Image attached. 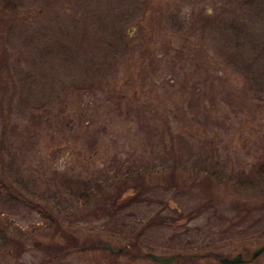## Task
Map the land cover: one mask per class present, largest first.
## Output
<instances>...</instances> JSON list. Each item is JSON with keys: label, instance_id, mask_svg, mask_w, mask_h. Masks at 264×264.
I'll return each instance as SVG.
<instances>
[{"label": "rangeland", "instance_id": "1", "mask_svg": "<svg viewBox=\"0 0 264 264\" xmlns=\"http://www.w3.org/2000/svg\"><path fill=\"white\" fill-rule=\"evenodd\" d=\"M0 184V264L249 258L264 0H0Z\"/></svg>", "mask_w": 264, "mask_h": 264}, {"label": "water", "instance_id": "2", "mask_svg": "<svg viewBox=\"0 0 264 264\" xmlns=\"http://www.w3.org/2000/svg\"><path fill=\"white\" fill-rule=\"evenodd\" d=\"M120 250L121 249H119V251ZM263 251H264V244H262L261 246L255 248L252 251V254H251L250 259H244V258H242V254L239 252V253H236L235 255H233L232 257H221L220 258V262L221 263H224V264L246 263V262H249V261L255 259L256 256H258ZM149 256L152 259L157 260L159 262L168 263V262L173 261L176 258L177 254L164 255L162 257H158V256L154 255L153 253H150Z\"/></svg>", "mask_w": 264, "mask_h": 264}, {"label": "trees", "instance_id": "3", "mask_svg": "<svg viewBox=\"0 0 264 264\" xmlns=\"http://www.w3.org/2000/svg\"><path fill=\"white\" fill-rule=\"evenodd\" d=\"M142 176H143V175H141V174L135 173V174H132L131 177H134V178H140V177H142ZM129 178H130V177H129ZM129 178H128V181H129ZM106 184H107V183H104V184L99 183V184L97 185L96 183H94V184H91V185H90L88 182H86V181H82L79 185L82 186V189H85V190H86V191H85V190H82V191H81L83 197H85L86 195H87V196L94 195V196H97L96 198H98L99 196H100V198H101V196H102L103 198H105L106 195H109L108 192H107L106 187H104ZM4 185H5V184H4ZM4 185H3V184H0V188L4 187ZM103 187H104V188H103ZM120 187H121V185H120ZM126 188H127V187H126ZM126 188H125V189H126ZM125 189H121V190L119 191L118 194H122V193L124 192ZM98 193H99V196H98ZM83 203H86V202H83ZM83 203H82V204H83ZM96 208H97V206H96L94 209H96Z\"/></svg>", "mask_w": 264, "mask_h": 264}, {"label": "flooded vegetation", "instance_id": "4", "mask_svg": "<svg viewBox=\"0 0 264 264\" xmlns=\"http://www.w3.org/2000/svg\"><path fill=\"white\" fill-rule=\"evenodd\" d=\"M9 3H7V2H5L4 3V5H8ZM6 6H3L4 8L6 7ZM2 10V9H1ZM196 254H201V252L200 253H194V254H192L191 256H196ZM203 255L204 256H206V257H209L210 259H211V262H219V259H220V257L221 256H223V254H221V253H219V252H217V251H208L207 253H203ZM227 256H231V255H227ZM195 259V258H194ZM220 263V262H219Z\"/></svg>", "mask_w": 264, "mask_h": 264}]
</instances>
